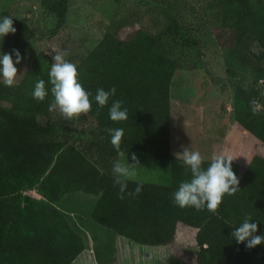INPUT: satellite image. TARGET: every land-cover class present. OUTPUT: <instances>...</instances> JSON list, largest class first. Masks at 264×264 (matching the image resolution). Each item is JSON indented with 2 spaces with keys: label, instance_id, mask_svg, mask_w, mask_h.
Segmentation results:
<instances>
[{
  "label": "trees",
  "instance_id": "trees-1",
  "mask_svg": "<svg viewBox=\"0 0 264 264\" xmlns=\"http://www.w3.org/2000/svg\"><path fill=\"white\" fill-rule=\"evenodd\" d=\"M101 1V38L74 64L79 81L93 94L116 87L113 99L122 101L128 119L113 122L110 104L93 103L78 119L98 138L90 139V148L82 137L72 145L74 133L63 120L45 125L38 120L54 113L48 111L50 92L42 102L32 97L38 79L50 88L46 72L34 66L28 81L4 86L0 96L9 106L0 105V264H73L86 240L55 206L78 192L98 197L91 219L99 226L142 248L168 247L166 264H264V245L247 249L230 237L245 215L258 221L257 234L264 232V14L254 8L264 0H202L198 17L188 19L179 4L184 11L194 5L185 0H133L164 16L156 34L143 29L135 12L120 10L124 0ZM69 2L48 6L57 28L66 20ZM19 26L14 22L16 32ZM211 47L225 53V74L234 86L231 116L237 136L227 139L222 155L239 165L238 190L225 195L215 212L174 204L172 194L191 173L175 159L170 141L173 76L202 70L203 50ZM117 127L124 129L118 147L106 131ZM250 140L260 147L248 161ZM130 154L167 161L170 184L129 181V192L137 183L142 191L120 199L112 166Z\"/></svg>",
  "mask_w": 264,
  "mask_h": 264
},
{
  "label": "rangeland",
  "instance_id": "rangeland-1",
  "mask_svg": "<svg viewBox=\"0 0 264 264\" xmlns=\"http://www.w3.org/2000/svg\"><path fill=\"white\" fill-rule=\"evenodd\" d=\"M55 1L0 0V16H11L14 22L20 24L15 36L6 37L0 45V51L11 53L13 49H18L24 58L20 65H16L18 76L15 85L28 81L27 72L34 66L40 67L48 75L53 56L57 52L66 51L65 59L73 64L76 63L94 49L101 38L102 25L105 21L103 15L105 5L101 0H70L66 20L58 28L57 19L48 8L50 3ZM185 1L194 6L191 10L184 11V6L179 4L182 16H186L187 19L198 17L196 14L198 4L202 0ZM113 7L116 8L118 5ZM119 7L120 10H127L126 12H135L140 25L150 34H156L163 27L164 16L156 9L143 8L133 0H124ZM254 8L264 14V1L255 3ZM17 39L21 41L20 44ZM252 48L254 52H258L257 46ZM203 52L202 70L177 71L173 76L170 88V141L172 153L181 152L182 146H190L192 150H198L204 160L210 161L218 155L223 138L232 139L237 136L232 131L233 121H231L234 86L225 74V69L228 67L225 53L215 47L204 49ZM3 88V83H0L1 95ZM8 103L6 98L0 96L1 106L7 107ZM57 119L63 120L74 133L72 145H78V140L82 137L83 145L90 148L88 147L90 139L98 138L95 129L81 122L78 117L67 120L58 112H54L49 118H38L43 125ZM249 144L254 147L248 161L260 147L253 140H250ZM132 155H120L118 160L127 159L129 164H132ZM135 155L140 166L137 167V177L132 181L163 186L170 184V166L167 161H155L140 154ZM237 166V163L232 162V169L238 178ZM97 200L96 196L78 192L65 195L55 207L69 219L75 230L78 231L76 225L84 229L86 234L82 231L80 233L86 236V243L90 239L93 240L97 259L101 264H115V253L119 249L115 247L118 243L116 240L118 235L99 226L91 219ZM108 243L112 251L105 252L103 246ZM139 249L141 253L135 255L137 257L133 264H166L168 247L143 246ZM122 252L118 253L120 258L125 255V251Z\"/></svg>",
  "mask_w": 264,
  "mask_h": 264
},
{
  "label": "clouds",
  "instance_id": "clouds-1",
  "mask_svg": "<svg viewBox=\"0 0 264 264\" xmlns=\"http://www.w3.org/2000/svg\"><path fill=\"white\" fill-rule=\"evenodd\" d=\"M16 28L11 16H0V45L9 34H15ZM66 51L57 52L53 56V63L48 72V85L44 79H38L32 91L33 99L44 101L51 93L52 99L48 103L50 113L58 112L63 118L71 120L81 114L91 111L93 103L100 108L109 107L108 117L113 122H123L128 119V109L119 99H113L117 95L116 87L105 90L97 88L95 94L86 90L78 79L77 66L69 62L65 57ZM15 57V59H13ZM22 57L18 49L11 53L0 51V83L6 87H14L18 76L16 65L22 63ZM111 143L119 146L124 136L121 127L108 128ZM133 163L128 160H117L112 166L114 186L119 189L120 199L125 195L138 196L143 188L137 183L134 192L128 191L129 181L134 180L140 166L135 154L131 157ZM186 170L190 171V179L179 183L177 190L172 194L173 202L181 209L193 208L196 211L207 209L215 212L225 195H232L238 190L239 180L232 169L233 160L224 155L215 156L207 167H204V158L198 150H192L190 146H182V151L175 154ZM258 233V221L251 215H245L238 227H235L230 237L237 243L243 244L247 249H253L264 245V232Z\"/></svg>",
  "mask_w": 264,
  "mask_h": 264
},
{
  "label": "crops",
  "instance_id": "crops-1",
  "mask_svg": "<svg viewBox=\"0 0 264 264\" xmlns=\"http://www.w3.org/2000/svg\"><path fill=\"white\" fill-rule=\"evenodd\" d=\"M226 141H227V138H225V139L223 138L222 145H221V147L219 148V150L217 152L218 155L222 154V150L224 148V145H225ZM171 151H172V149H171ZM173 155L175 156L174 153H173ZM211 160L210 161H207V162H211ZM204 161H206V160H204ZM238 172H239V165L237 166V173ZM76 227L78 229V231L77 230L76 231L85 239L86 236H84V234H86V233L84 232V229L81 226H79V225H76ZM81 231L84 234L80 233ZM116 238H117L116 240H117L118 243H117V245H115V247H119V249L115 253L116 254L115 264H133L135 258L137 257L135 255L138 254V253H141V249H139V247H141V246H139L137 244H134L131 241H129L127 239H124V238H122L120 236H118ZM86 241H87V239H86ZM86 241H85V250L76 259V261L73 264H101L100 260L97 259V255H96V252H95V247H94L93 240H91V239L88 240L89 241L88 243H86ZM103 247H104V250L103 251H105V252L112 251L111 248H110L111 245L109 243L108 244H104ZM122 251H125V255L120 258L118 256V253H120ZM122 253H124V252H122ZM167 255H168V253L166 254V256Z\"/></svg>",
  "mask_w": 264,
  "mask_h": 264
}]
</instances>
